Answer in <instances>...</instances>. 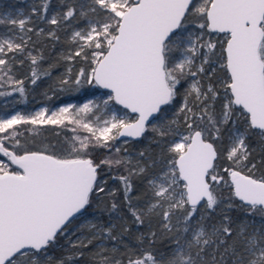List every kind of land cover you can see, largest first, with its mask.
Masks as SVG:
<instances>
[{"label":"snow or ice","instance_id":"6c2138e0","mask_svg":"<svg viewBox=\"0 0 264 264\" xmlns=\"http://www.w3.org/2000/svg\"><path fill=\"white\" fill-rule=\"evenodd\" d=\"M60 3L62 10L52 11V0H40L22 18L0 14V25L22 33L19 42L0 38V81L24 93L13 71L18 55L29 60L32 84L50 76V70L39 71L44 57L30 33L59 41L57 32L67 30L76 49L63 59L79 58L85 66L74 76L68 68L59 90L90 85L108 90L107 98L0 116V154L7 158L0 159V264H75L97 240L94 264H264V0ZM33 17L49 30L29 27ZM197 20L193 33L188 25ZM213 33L225 35L219 56ZM213 65L225 77L213 81ZM21 125L71 126L86 134L32 150L21 142ZM147 132L162 149L156 159L145 151L138 156L147 163L119 155L123 145L114 142ZM100 147L114 155L97 163L93 152ZM105 167L127 173L113 177L119 190L108 187ZM134 176L147 182L143 207L134 205L140 200L133 196ZM121 197L134 224L158 218L167 251L152 247L157 231L136 236L145 248L123 243L130 226L115 222L123 220ZM90 210L114 222L81 220ZM103 241L116 243L107 249Z\"/></svg>","mask_w":264,"mask_h":264},{"label":"trees","instance_id":"16d2710c","mask_svg":"<svg viewBox=\"0 0 264 264\" xmlns=\"http://www.w3.org/2000/svg\"><path fill=\"white\" fill-rule=\"evenodd\" d=\"M40 0H0V14H6V10L13 11L14 18L22 14L19 11L20 8H23L24 14L30 13L31 8L38 4ZM57 9V11L62 10V5L60 0H52V4L50 6V10ZM22 18V17H21ZM200 23V21H196L195 24H189L191 26ZM84 22L82 21L79 26H83ZM29 27H33L34 29L44 28L45 32L49 30L51 26L47 25L44 21L38 20L36 17H33V23L29 25ZM7 31L8 33H12L14 38H17V42H19V36L22 33L18 31L15 34L14 32H9L8 28L4 25H0V37ZM32 37V43L35 45V49L42 52L44 59L41 61L39 66V71L50 70V76H41L39 80H37L36 84L31 83L30 78V63L29 60L25 56H17L16 61L14 63V75L15 79L23 80V87L25 89L24 93H20L18 91H13L14 87H17L14 84H9L3 81H0V93H5V95H0V113H6L8 111L20 110L23 114L28 115L29 112L40 105V103H44L48 109L51 107L61 104V102L65 101H74L81 102L87 96L93 95L96 91L100 90L98 87H93L90 85H85L79 91L68 88L65 91L59 90V81L60 79L65 78L67 75V69H72V75L85 65L83 62L76 58L74 61H67L63 59L64 56L68 55L71 51L76 49V45L68 42V36L70 35V31H58L57 35L60 36L59 41H53L51 38H45V36H37L35 31L30 33ZM213 35V34H212ZM211 35V39L213 42L217 43V49L215 50L217 56L221 51V43L224 41V34H220L217 37ZM31 47V45H30ZM19 60H23V64L18 63ZM219 63L222 64L223 60H219ZM216 68L215 76L213 77V81L218 78L225 77V71H222L220 67L217 65H213ZM183 87H187V81L182 82ZM183 91V88H181ZM180 100V97L177 98ZM174 111V110H173ZM18 130L22 133L21 142L24 143L27 141L29 146L32 147V150H39L44 145H54L61 146L63 145L66 138H71L74 136V133L71 131V127L62 128L58 126H41L36 128L35 126H19ZM83 132L82 130H80ZM84 133V132H83ZM151 136L153 139L152 143L155 148H158L157 144L154 142L156 137L151 132H147L145 137ZM142 143L137 140H129L127 144H123L121 147L120 156H125L129 150H138L141 149ZM254 149H256V157L259 158V145L255 140L252 141L251 145ZM124 149H127L125 152ZM114 151L106 148H97L93 152V158L97 163L101 159H104L107 156H113ZM15 167V166H13ZM120 175H127L123 168H113L111 171L107 169V167L102 169V176L105 180H107L108 187L115 188L119 190L121 188V182L118 179H114L113 177H117ZM133 180V196L140 197L139 201L134 200V205L141 203L147 199L145 195L146 192V180L143 177H132ZM224 195L227 196V191L224 192ZM120 204V212L122 213L123 220L115 221L117 223H127L130 226V232L124 236L123 243L129 245L132 250H139L147 247V242H138L136 240V236L140 233L147 234L150 230L157 231L158 239L152 247L154 249H159L161 251H167L169 240L165 235H160V225L158 218L152 217L151 221H145L143 225H136L133 223V219L130 213L127 211V205L122 202V197L117 201ZM219 211V209L217 210ZM89 215L95 218V221L103 222L105 224L114 222L110 220L109 214L96 211H89ZM232 215L234 217H240L242 214L238 211H233ZM218 218V217H217ZM83 217L81 218V220ZM81 220H78L77 223H80ZM255 221H260L259 217L256 218ZM119 231V229H117ZM87 232L90 233V230L87 229ZM74 240V238L72 237ZM101 242L99 240L95 241L92 245H90L87 249L84 250V256L80 258L78 261H75V264H94V253L98 250L97 245ZM115 241H103V247L107 249H111V246L115 245ZM60 244L65 246L67 249L68 241L66 239H61ZM126 249L121 246L119 248V253H124ZM57 254L60 253V249L56 250ZM118 253V254H119ZM106 255L108 253H105Z\"/></svg>","mask_w":264,"mask_h":264},{"label":"rangeland","instance_id":"374dc122","mask_svg":"<svg viewBox=\"0 0 264 264\" xmlns=\"http://www.w3.org/2000/svg\"><path fill=\"white\" fill-rule=\"evenodd\" d=\"M2 8H0L1 10ZM19 11L21 12L22 16L23 17L24 15H26L27 13L24 14V11H23V8H20ZM53 11H57V9H54ZM7 13H11L13 15V11H10V10H6V14ZM14 17V16H13ZM198 24L197 23L196 25H188V28H189V31L195 33L197 31V28H198ZM79 27H82V26H79ZM18 33V31L15 32V34ZM13 36L14 35L12 33H8L7 31H5V33L0 37H4V36ZM186 35V34H185ZM219 35V33H213L212 36L214 37H217ZM225 36V35H224ZM197 63H199V60H197ZM108 90L106 89H101L96 91L95 93H93V95H90V96H87L83 99V101L81 102H74V101H65V102H61V104H58V105H55L53 107H51V109H49L50 111L51 110H55L56 108L60 107V106H63L64 104H67V103H75L77 105H81L83 103H86L88 100H94L96 101L97 103H99L102 99H106V95L105 93L107 92ZM113 108V110H115L116 108H122V106H119V105H112L111 106ZM41 108H47L46 105L44 103H40V105H38L37 107L33 108L28 115L36 112V111H39ZM17 112H20L22 113L20 110L16 109V110H13V111H8L6 113H0V116H10V115H14L16 114ZM23 114V113H22ZM102 113H97V115H101ZM25 115V114H24ZM106 118V117H105ZM169 118H171V115H169ZM71 127V126H69ZM83 131V130H82ZM73 133V132H72ZM85 135L86 133H83L81 132L80 130H78L77 133H74V135ZM153 139L151 136H143V137H140L138 138L137 141H140L142 143V148L141 149H138V150H129L128 153L126 154L127 156H130L133 160V162H135L137 159H141V160H144L145 163H147V160H145L144 158L142 157H139L138 156V153L141 152V151H145L146 152V155H150V157L152 159H156L158 154L161 152V148L158 147V148H155L154 147V144L152 143V140ZM124 140H134V139H130V138H120V140L114 142L115 146L116 147H121L123 145V141ZM0 159H3V160H6L7 158L6 157H3L2 154H0ZM138 207H143L144 206V201H141V203L137 204ZM89 219V220H93L95 222V218L91 215H87L86 217H83V219ZM82 219V220H83ZM256 225L259 226L261 221H255ZM84 236H89L90 233L87 232V229L84 230ZM77 235H80L79 233H77ZM75 239V237H73ZM101 242V241H100ZM113 247V246H111Z\"/></svg>","mask_w":264,"mask_h":264},{"label":"water","instance_id":"95a60500","mask_svg":"<svg viewBox=\"0 0 264 264\" xmlns=\"http://www.w3.org/2000/svg\"><path fill=\"white\" fill-rule=\"evenodd\" d=\"M122 138H130V139L138 140V138H131V137H122Z\"/></svg>","mask_w":264,"mask_h":264}]
</instances>
